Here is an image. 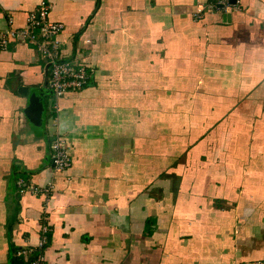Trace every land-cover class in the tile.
Masks as SVG:
<instances>
[{
  "label": "crops",
  "instance_id": "1",
  "mask_svg": "<svg viewBox=\"0 0 264 264\" xmlns=\"http://www.w3.org/2000/svg\"><path fill=\"white\" fill-rule=\"evenodd\" d=\"M42 2L92 78L55 98L33 47L0 49V264L42 227L43 264H264V0H0V33Z\"/></svg>",
  "mask_w": 264,
  "mask_h": 264
},
{
  "label": "built area",
  "instance_id": "2",
  "mask_svg": "<svg viewBox=\"0 0 264 264\" xmlns=\"http://www.w3.org/2000/svg\"><path fill=\"white\" fill-rule=\"evenodd\" d=\"M239 0H206L194 13L195 19H201L207 13L227 14L239 11ZM49 4L40 3L35 11H32L24 27L8 29L0 33V49H5L12 41H19L34 48L40 60L46 65V86L55 98L63 96L68 91L84 88L92 78L91 69L77 56L63 57L57 36L63 30V23L52 21L49 18ZM50 159L54 172L62 173L71 166V156L65 138L56 134L50 144ZM18 191H30L33 193L41 190L27 184L23 177L16 180ZM52 185L49 184L45 192H49ZM47 228H41L38 243L35 246H24L16 250L15 255L26 260V264H43L44 244L47 238Z\"/></svg>",
  "mask_w": 264,
  "mask_h": 264
},
{
  "label": "water",
  "instance_id": "3",
  "mask_svg": "<svg viewBox=\"0 0 264 264\" xmlns=\"http://www.w3.org/2000/svg\"><path fill=\"white\" fill-rule=\"evenodd\" d=\"M232 2L234 0H231ZM51 93V92H50ZM45 90L42 92L41 89L33 90L29 93L28 106L26 108L29 117L34 124H40L42 113L44 110Z\"/></svg>",
  "mask_w": 264,
  "mask_h": 264
},
{
  "label": "rangeland",
  "instance_id": "4",
  "mask_svg": "<svg viewBox=\"0 0 264 264\" xmlns=\"http://www.w3.org/2000/svg\"><path fill=\"white\" fill-rule=\"evenodd\" d=\"M162 109H164V108H162ZM199 112H200V109L198 110V112H197V113H195V115H200V114H199ZM213 126H215V125H213ZM178 131H180V130H178ZM183 145H185V146H186V142H185V141H183Z\"/></svg>",
  "mask_w": 264,
  "mask_h": 264
},
{
  "label": "trees",
  "instance_id": "5",
  "mask_svg": "<svg viewBox=\"0 0 264 264\" xmlns=\"http://www.w3.org/2000/svg\"><path fill=\"white\" fill-rule=\"evenodd\" d=\"M21 177H22V176H21ZM19 178H20V177H19ZM17 179H18V178H17ZM17 179H16V180H17Z\"/></svg>",
  "mask_w": 264,
  "mask_h": 264
}]
</instances>
